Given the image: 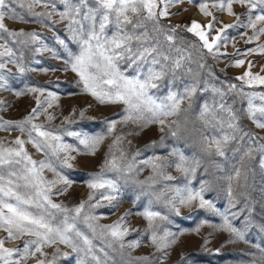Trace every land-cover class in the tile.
Wrapping results in <instances>:
<instances>
[{
  "label": "rangeland",
  "instance_id": "obj_1",
  "mask_svg": "<svg viewBox=\"0 0 264 264\" xmlns=\"http://www.w3.org/2000/svg\"><path fill=\"white\" fill-rule=\"evenodd\" d=\"M207 4V12L201 11L199 4ZM57 12L51 18H45L40 22V18L32 16L28 11L27 4L20 7L13 4L17 16L25 19H13L6 17L5 26L9 30H23L24 32H36L40 34V41L27 45L16 44L12 38L5 37L10 41L7 47L14 52L13 59L19 57V64L26 70L19 71V66L15 63H8L3 73L6 86L0 88V121L17 122L22 121L31 114V110L37 107L39 99L43 109L38 113L33 123L43 124L48 130L59 133L65 144L72 145L74 151H69L68 155L74 157L69 163L71 168L60 169L61 174L72 183L67 190L58 196H54V202L62 203L67 207H75L82 201H87L90 194L99 195V191L88 187L87 181L92 175L99 173L104 166L105 159L109 156L110 146L113 145L117 136H123V141L119 147L131 159L137 151L140 155L136 157V165L131 173L119 175L108 172L106 176L117 180L119 186V200L117 207H109L108 201H101V207L94 209V214L99 217L98 223L110 225L120 220L125 213L127 216L125 224L129 228V234L125 241L139 240V247L133 249L125 248L126 255L121 257L118 253L111 252L108 257H102L104 264H128L127 254L132 258L148 257L153 264H264V151L259 148L264 140L252 143L247 137L244 139H231L223 146L224 155H219L213 145L211 150H205V138L211 140L213 137L222 138L227 128H221L211 117V123L200 117V111L204 103L209 105L220 102V96L213 88L224 92V101L231 105L238 113V124L245 132L264 138V129L256 127L246 113L247 99L239 90H230L229 85L243 86L244 92H264V85L255 82L252 86L237 79L249 72L245 80L254 76H264V52L260 47L264 45V34L247 42L253 37L254 32L264 27V22H257L256 29L251 27H238L226 29L227 42L218 41L217 49L208 52L202 47L203 42L194 33L187 29L192 22L200 25H208L215 17L217 23L215 28L220 29L226 24H236V17L247 21L245 15L247 6L240 3H233L232 9L235 15L229 14L227 8L221 10L218 0H179L170 3L168 15L160 17L159 26L164 29V33L159 35L164 41V34L175 28L172 33L175 37L174 47L184 50V55L190 59L183 62V66L175 73L167 72L158 89H150V94L157 98L165 97L170 88L178 94H182L186 86L193 83L198 85L197 92L191 99H184L179 109L165 119L164 131H161L159 123H149L141 127L132 121H123V104L101 103L89 92L83 90V84L78 83V75L71 70L70 65L65 61L68 59L66 51L56 42L54 36L59 33L61 36H68L66 25L68 21H60L59 12L64 10V6L56 0ZM35 12L51 11V4L47 8L37 5ZM254 15L264 14L260 9L253 10ZM146 15V13H145ZM52 21H57L52 23ZM51 25V26H49ZM149 32L152 30V23L148 22ZM114 28H110L108 34L111 35ZM206 31L209 42L217 35L216 31L210 34ZM5 41L0 39V44ZM46 46L40 52L35 48ZM136 47V42H133ZM69 48L79 52L76 43H69ZM47 49H52L50 51ZM248 49L255 51L248 52ZM163 50L168 51V44L163 43ZM0 51H4L0 48ZM173 57L175 51L171 52ZM2 59H7L4 57ZM242 60L243 64L237 66L236 61ZM202 65V67H201ZM121 70L125 75L131 77L136 75L135 69L129 68L127 62H121ZM144 65V71H147ZM190 69V71H189ZM169 81H172L171 85ZM43 89L44 92H32L30 89ZM206 89L201 91L200 89ZM55 93V99L48 96V93ZM51 103L52 107H48ZM254 103H260L259 100ZM83 113V116H81ZM221 115L217 112V116ZM52 116L49 120L47 117ZM116 121L113 132L108 133V122ZM179 129L178 135L173 137L170 129ZM68 131L82 132L89 135H104L103 141L93 152L80 144L73 137L68 136ZM35 135V134H34ZM239 136V134H237ZM17 137L28 140L27 133H21L19 129L0 128V142L6 147H14ZM129 141L131 143H129ZM162 141V142H161ZM25 148L33 159L45 160L46 155L43 150H37L32 143H26ZM173 149L178 150L189 161H198L193 174L185 175L175 167L177 157L170 155ZM251 150V151H249ZM115 151V149H113ZM119 155V152L116 153ZM61 156L64 154L61 153ZM151 157H160L162 163L166 164L165 175L173 179H165L153 172L151 165H145L143 161ZM54 160V157H53ZM58 163V162H57ZM240 170L241 175L237 177L236 171ZM43 175L48 180L57 179L55 174L44 169ZM153 179H149V178ZM231 178V179H230ZM231 185L234 192L243 193L237 195L239 201L235 208H229L228 189ZM57 187H64L58 184ZM185 187L199 191L203 187L205 200L211 201L220 213L228 210L229 218L234 226L244 229L245 218L250 221L245 230V240H234L229 243L231 233L218 227L223 224V217L217 212L199 207V202L195 201L190 206H182L177 203L180 209L177 215L170 210L167 199L174 196V189ZM156 195L161 199L157 200ZM117 203V202H114ZM158 211L166 220L157 219L159 234L163 235L167 230L175 234V242L167 248L158 250L151 242V235L147 232L149 227L147 219L143 213L145 209ZM251 209L249 212L247 209ZM238 209H245L240 216L232 219L230 212ZM85 211H88L86 208ZM28 239H34L28 235L19 239L8 238V233L0 228V240H5L4 247L15 249L22 246ZM59 248L61 252L71 253L64 244H53L43 247L42 251L47 254V259H51L53 253ZM74 256V254H72ZM39 253L30 256L25 264H37L38 259H44ZM91 260V257H89ZM2 264V262H0ZM57 264H74V260L60 258ZM95 264V262H92Z\"/></svg>",
  "mask_w": 264,
  "mask_h": 264
},
{
  "label": "snow or ice",
  "instance_id": "obj_2",
  "mask_svg": "<svg viewBox=\"0 0 264 264\" xmlns=\"http://www.w3.org/2000/svg\"><path fill=\"white\" fill-rule=\"evenodd\" d=\"M59 2L64 6V10L59 12V18L60 21H68L66 28L69 35L65 37L56 33L54 39L66 51L68 59L65 63L70 65L71 70L78 75V83L83 84V90L89 92L101 103L123 104L125 106L123 121H132L141 127L149 123H159L161 131H164V118L173 115L179 109L180 103L184 99L190 100L198 90V85L193 83L186 86L182 94L172 91L171 88L162 99L150 94V89L160 87V82L163 81L167 72L175 73L183 66L184 61L190 59L189 56L183 54L182 48L174 47L175 37L172 33L175 32V28L164 34L163 42L159 38V35L164 33V29L159 26L160 17L167 16L169 4L179 2V0H59ZM233 3L247 6L245 15L248 19L246 22L237 16L236 24H226L222 28L216 29L215 23L218 21L213 17L212 22L208 25H200L194 21L187 29L199 37L203 42L202 47L210 53L217 49L218 41L227 42L226 29L241 26L256 29L257 22H264V14L254 15L253 13V10L257 8L261 13H264V0H218L221 10L226 6L228 13L235 15L232 9ZM13 4H19L20 7H25L27 4L28 11L32 16L40 18L41 23L45 18H51L57 12L56 0H0V39L5 41L4 44H0V48L4 49V51H0V88L6 86L3 73L8 63L17 64L20 72L26 70L19 64V57L13 59L15 54L12 48L7 47L10 41L4 34L12 38L11 42L22 45L34 44L41 39L39 33L9 30L5 26L6 17L18 18L22 21L25 19L23 16H17L15 8L11 7ZM49 4H51V11H34L37 5L47 8ZM199 7L205 14L211 15L207 12L206 3L201 2ZM56 22L52 21L53 24ZM148 22L153 25L151 32L147 27ZM110 28H114L111 35L108 34ZM205 30L209 34L211 31L217 32L211 42H209ZM261 34H264V27L255 31L253 37H250L247 42H251ZM134 41L136 47H133ZM69 43H76L79 52H73L69 48ZM163 43L168 44L167 52L163 50ZM45 48L46 46L42 45L35 48L34 51L40 52ZM260 50L264 52V45L260 47ZM172 51H175V57L171 55ZM247 51L252 52L255 49ZM4 57L7 59H2ZM121 62H127L129 68L134 67L136 75L131 77L125 75L120 67ZM235 64L242 65L243 61L238 60ZM144 65L148 66L146 72ZM248 76L249 72L246 71L244 76L237 79L244 81L249 86L255 82L264 85V76H254L245 80L244 77ZM171 83L172 81H169L170 85ZM229 89H238L240 94L247 99L245 114L256 127L264 129V92L246 93L243 91L242 85H229ZM200 90L206 89L201 88ZM30 91L41 94L44 92L43 89L37 88H32ZM213 91L219 94L220 102L214 103V105L205 102L201 108L200 117L208 123L214 120L221 128H227L230 131L219 139L213 137L208 140L205 138V150H211L214 145L217 154L224 155L223 146L231 139L247 137L252 143L264 140L262 137L241 129L238 124V113L224 101V92L215 88ZM48 96L55 99V93L49 92ZM256 100H259L260 103H254ZM47 106L52 107L51 103H48ZM42 109L46 111L38 99L37 107L33 108L31 114L24 120L0 121V128L19 129L21 133H27L28 136L27 141L17 137L13 142L14 147H6L3 142H0V228L8 233V238L19 239L24 235L34 237V239L25 240L22 246L15 249L4 247L6 241L0 240V262L2 264H25L30 256L39 253L45 258L38 259L37 264H57V260L60 258L74 260V264H92V262L104 264L98 253H102L106 258L110 255L109 250L124 257L126 255L125 248L133 249L140 245L139 240L125 241V237L129 234V228L125 221L131 213H125L120 220L105 225L98 223L99 217L94 214V209L105 206L101 204L102 200L108 201L107 206L109 207L118 206L119 186L117 180L108 178L106 173L113 172L119 175L131 173L140 152L137 151L129 159L119 147L123 136H117L113 145L110 146L109 156L111 159L106 158L101 171L92 175L87 181L90 189L102 190L99 191V195L90 194L87 201H82L75 207L56 203L53 197L62 195L72 183L61 174V171L57 170V167L60 169L71 168L72 165L69 161L74 157L69 156L68 152L76 149L72 145L63 143L59 133L46 129L43 124L33 123ZM217 112L221 115L217 116ZM208 117H211V120H208ZM47 118L53 119L52 116ZM115 126L116 121L108 122L107 132H113ZM178 131V128L170 129V134L176 137ZM66 134L75 137L80 144L85 145L93 152L104 139V135H89L82 132L68 131ZM26 143H32L37 150H43L46 159L40 161L33 159L25 148ZM129 143L131 142L129 141ZM259 148L264 151V143H260ZM117 152L119 155L116 154ZM61 153L64 155L61 156ZM170 155L177 157L175 167L178 171L185 175L195 172L198 161L189 162L176 149H173ZM160 161V157H151L143 163L150 164L153 172L164 176L165 179H173V177L165 175L166 164ZM261 163L264 164V160ZM46 168L51 170L57 179H46L43 175ZM236 175L237 177L241 175L240 170L236 171ZM58 184H62L64 187H57ZM173 191L174 196L167 199L171 211L178 215L180 209L176 206L177 203L182 206H190L193 202L198 201L199 207L217 212L223 217V224L218 227L231 233L229 243L234 240H245V230L250 221L245 218V230L234 226L229 218L228 210L225 213H220L211 201L204 199L203 187L199 191L187 187L176 188ZM237 195H243V193L234 192L229 185L230 209L235 208L239 202L236 199ZM156 199H161L160 195H156ZM86 208L88 211H85ZM244 210L238 209L230 212L231 218L236 219ZM247 210L251 211L250 208ZM140 214L147 219L149 225L147 232L150 233L151 242L158 250L165 249L175 242V234L165 230L163 235H160V226L158 223H154L157 219L166 220L167 217L150 208ZM245 242L247 241L245 240ZM53 244H64L71 249V253L61 252L57 248L49 260L42 249ZM127 258L128 264H153L148 257L132 258L130 254H127Z\"/></svg>",
  "mask_w": 264,
  "mask_h": 264
}]
</instances>
